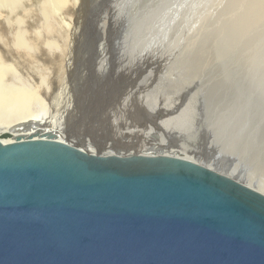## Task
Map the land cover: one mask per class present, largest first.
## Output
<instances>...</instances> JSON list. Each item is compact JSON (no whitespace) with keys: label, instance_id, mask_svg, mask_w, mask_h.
I'll return each mask as SVG.
<instances>
[{"label":"rangeland","instance_id":"obj_1","mask_svg":"<svg viewBox=\"0 0 264 264\" xmlns=\"http://www.w3.org/2000/svg\"><path fill=\"white\" fill-rule=\"evenodd\" d=\"M74 2L67 9L68 16L65 10L49 13L50 29H44L40 22L41 11L50 6L48 0H25L18 11L10 12L9 22L6 13L0 12V36L4 38L14 37L19 20L37 38L42 32L48 36L52 30L54 34L49 36L70 37L69 62L49 80L58 84L49 93L58 97L63 87L67 89L61 105L62 112L69 111L61 121L55 120L57 127L73 133V138H90L99 145L144 143L145 135L153 131L160 133L159 141L165 146L183 149V154L201 165L219 166L224 174L234 168L236 181L242 182L239 177L251 178L256 184L264 181V0ZM40 25L44 31L38 29ZM166 108H174V113L161 117ZM183 120L189 123L182 125Z\"/></svg>","mask_w":264,"mask_h":264},{"label":"water","instance_id":"obj_2","mask_svg":"<svg viewBox=\"0 0 264 264\" xmlns=\"http://www.w3.org/2000/svg\"><path fill=\"white\" fill-rule=\"evenodd\" d=\"M1 138L0 264H264V195L230 177Z\"/></svg>","mask_w":264,"mask_h":264},{"label":"bare ground","instance_id":"obj_3","mask_svg":"<svg viewBox=\"0 0 264 264\" xmlns=\"http://www.w3.org/2000/svg\"><path fill=\"white\" fill-rule=\"evenodd\" d=\"M29 1V0H27ZM31 1V0H30ZM134 1V0H131ZM160 1V0H159ZM25 3V0H0V12L3 14L6 13V16H8L7 21L9 22L11 19L9 18L11 16V13L16 12V10L23 7ZM28 4V2H26ZM37 3V2H36ZM74 0H48V6L46 9L41 8V20H38L44 24V29H50V25L48 22L49 20V13L53 9L65 10L66 16L69 14V9L73 5ZM134 3V2H133ZM34 4V3H33ZM179 4V3H178ZM26 5V4H25ZM80 5V4H79ZM125 5V4H124ZM31 6V5H29ZM28 6V7H29ZM37 6V5H36ZM54 6V7H52ZM70 6V7H69ZM127 6V5H126ZM181 6V5H180ZM179 6V8H180ZM67 7V8H66ZM69 7V8H68ZM73 7V6H72ZM131 7V5H130ZM135 7V6H134ZM133 7V8H134ZM189 7V6H188ZM76 8V7H75ZM37 9V8H36ZM17 10V11H18ZM29 10V9H28ZM135 10V9H134ZM155 10V9H154ZM162 10V9H161ZM169 10V9H168ZM167 10V11H168ZM31 11V10H30ZM55 11V10H54ZM72 10L70 9V12ZM157 11V10H156ZM132 12V11H131ZM30 13V12H29ZM33 13V12H31ZM30 13V14H31ZM135 13V12H134ZM59 14V12H58ZM57 14V15H58ZM146 14V13H145ZM2 14H0L1 17ZM29 15V14H28ZM61 15V13H60ZM58 15V16H60ZM64 16V15H63ZM65 16V17H66ZM131 16V15H130ZM171 16V15H170ZM3 17V16H2ZM1 17V18H2ZM26 19V16H24ZM31 18L30 16H28ZM27 17V19H28ZM37 17V16H36ZM56 17V16H55ZM61 17V16H60ZM132 17V16H131ZM139 17V16H138ZM168 17V16H167ZM38 18V17H37ZM36 18V19H37ZM54 18V17H53ZM73 18V17H72ZM120 18V17H119ZM165 18V17H164ZM52 19V18H50ZM76 19V18H75ZM155 19V18H154ZM13 20V19H12ZM53 20V19H52ZM55 20V18H54ZM53 20V22H55ZM66 20V18H65ZM69 20V19H68ZM14 22V21H12ZM31 22V21H30ZM34 22V21H33ZM68 22V21H67ZM176 22V21H174ZM178 22V21H177ZM17 23V21H16ZM99 23V22H97ZM35 24V23H34ZM60 24V23H59ZM104 24V23H103ZM128 24V23H127ZM168 24V23H167ZM19 28L17 25H15L16 33H14V37L11 39L4 38L3 36H0V138L3 143H9L13 142L16 137L21 136L22 138L28 137L30 135H40V134H50L52 135L55 140L59 142L66 143L74 148H77L81 151H84L88 154H91L93 156L98 157H123V158H130L135 156H146V157H169V158H176L179 160H183L189 163H193L199 166H204L196 161H194V157L188 156L186 153H182L181 151L172 150V148H169L165 146L164 142L159 141L160 136L158 134H146L144 143L135 142L132 144H98L95 141H92V139L88 138L85 139V137H75L62 131V128L56 126L55 120H62L64 118V114L69 111L66 110L65 112H62V97L65 92H67V89H64L63 85L59 84V86H62L63 88L60 90L62 91V94L60 96H56V94L49 93V89H54L57 87L58 84L54 85L53 83L49 82L52 75H54L58 69L63 70L62 67L65 65V62H69L66 60V57L69 53V39L70 37H64L58 38L54 36H49L51 33L54 34L55 30H52L53 32H49L48 36L40 33V37H34L31 32L27 29H25L22 26V21H18ZM36 25V24H35ZM54 25V24H53ZM52 25V26H53ZM152 25V24H151ZM257 25V24H256ZM42 28L40 31L43 30V26L40 25ZM55 26V25H54ZM58 26L60 31V26ZM69 26V25H68ZM77 26V25H76ZM87 26V25H86ZM85 26V27H86ZM99 26V25H98ZM102 26V25H101ZM179 26V25H178ZM31 27V25H30ZM34 27V26H33ZM38 27V26H37ZM35 27V28H37ZM50 27V28H49ZM96 27V26H95ZM152 27V26H151ZM12 28V27H11ZM57 28V29H58ZM75 28V27H74ZM73 28V29H74ZM105 28V27H104ZM154 28V27H153ZM162 28V27H161ZM175 28V27H174ZM4 29V28H3ZM14 29V30H15ZM62 29V28H61ZM106 29V28H105ZM158 29V28H157ZM165 29V28H164ZM71 30V28H70ZM85 30V28H84ZM130 30V29H129ZM174 30V29H173ZM13 31V28L11 29V32ZM44 31V30H43ZM62 31V30H61ZM60 31V32H61ZM90 31V30H88ZM104 31V30H103ZM157 31V30H156ZM4 32V31H3ZM10 32V33H11ZM15 32V31H14ZM47 32V31H46ZM45 32V34H46ZM64 32V30H63ZM6 33V32H5ZM9 33V32H8ZM38 33V32H36ZM87 33V32H86ZM106 33V32H105ZM104 33V34H105ZM166 33V32H164ZM225 33V32H224ZM58 34V32H57ZM60 34V33H59ZM72 34V33H71ZM70 34V36H71ZM81 34V33H80ZM103 34V36H104ZM107 34V33H106ZM110 34V33H109ZM131 34V33H130ZM129 34V35H130ZM8 35V34H7ZM13 35V34H12ZM37 35V34H35ZM64 35V34H63ZM97 35V34H96ZM120 35V34H119ZM163 35V34H162ZM65 36V35H64ZM82 36V35H81ZM94 36V35H93ZM112 36V35H111ZM116 36V35H115ZM162 37V36H161ZM97 38V37H95ZM116 38V37H115ZM132 38V37H131ZM158 38V37H157ZM101 40V39H100ZM116 40V39H114ZM119 41V40H118ZM117 41V42H118ZM88 42V41H87ZM92 42V41H91ZM159 42V41H158ZM121 45V44H120ZM80 46V45H79ZM109 46V45H108ZM129 46V45H128ZM106 47V46H105ZM108 48V47H107ZM118 48V47H117ZM239 48V47H238ZM102 49V48H101ZM122 49V48H121ZM124 49V48H123ZM119 51V50H118ZM120 53V52H119ZM128 53V52H127ZM106 55V54H105ZM114 55V54H113ZM181 55V54H180ZM142 56V55H141ZM174 56V55H173ZM136 57V56H135ZM172 57V56H171ZM77 58V57H75ZM107 58V57H106ZM125 58V57H124ZM122 59V58H121ZM137 59V58H136ZM155 59V58H153ZM173 59V57L171 58ZM178 59V58H177ZM175 58V61L177 60ZM78 60V59H77ZM103 60V59H102ZM135 60V59H134ZM125 61V60H124ZM152 61V60H151ZM82 62V61H81ZM97 62V61H96ZM127 62V61H126ZM155 62V61H154ZM162 62V61H161ZM173 62V60L171 61ZM128 63V62H127ZM156 63V62H155ZM178 63V62H177ZM157 64H159L157 62ZM164 64H166L164 62ZM101 65V64H100ZM107 65V64H106ZM133 65V64H132ZM146 65V64H145ZM149 65V64H148ZM68 66V64H67ZM131 66V65H130ZM134 66V65H133ZM132 66V67H133ZM152 66V65H151ZM103 67V66H102ZM107 67V66H106ZM114 67V66H113ZM124 67V66H123ZM126 67V66H125ZM140 67V66H139ZM154 67V66H153ZM152 67V69H153ZM163 67V66H161ZM252 67V66H251ZM80 68V67H79ZM109 68V66H108ZM122 68V66H121ZM157 68V67H156ZM91 69V68H90ZM96 69V68H95ZM117 68H115L116 71ZM127 69V68H126ZM137 69V68H136ZM165 69V66H164ZM74 70V69H73ZM128 70V69H127ZM65 71V70H64ZM63 71V72H64ZM71 71V70H70ZM89 71V70H88ZM100 71V70H99ZM123 71V70H122ZM151 71V70H150ZM153 71V70H152ZM152 71L150 74H152ZM157 71V70H156ZM62 72V71H61ZM162 72V71H161ZM166 72V70H165ZM60 74V72L58 71ZM65 73V72H64ZM71 73V72H70ZM117 73V72H116ZM175 73V72H174ZM57 74V75H59ZM100 74V73H99ZM109 74V73H108ZM133 74V72H132ZM131 74V75H132ZM149 74V72H148ZM155 75V72H153ZM158 74V73H157ZM56 75V76H57ZM75 75V74H74ZM94 75V74H93ZM107 75V74H106ZM128 75V74H127ZM152 75V76H154ZM161 75V73H160ZM62 76V75H61ZM66 76V75H64ZM79 76V75H77ZM112 76V75H111ZM110 76V77H111ZM120 76V75H119ZM156 76V75H155ZM154 76V77H155ZM162 76V75H161ZM63 77V76H62ZM76 77V76H74ZM94 77V76H93ZM131 77V76H130ZM143 77V75H142ZM171 77V76H170ZM58 78V77H57ZM71 78V77H70ZM159 78V77H157ZM161 78V77H160ZM159 78V79H160ZM56 79V78H55ZM75 79V78H74ZM72 78V80H74ZM87 79V78H86ZM89 79V78H88ZM91 79V77H90ZM89 79V80H90ZM95 79V78H94ZM98 79V78H97ZM140 79H142L140 77ZM70 80V79H69ZM76 80V79H75ZM111 80V78L109 79ZM51 81V80H50ZM57 81V80H56ZM62 81V80H61ZM116 80H114L115 82ZM141 81V80H139ZM154 81V80H153ZM59 82V80H58ZM68 82V81H67ZM82 82V81H81ZM102 82V81H101ZM143 82V81H142ZM257 82V81H256ZM160 83V82H159ZM264 83V82H263ZM51 84L54 86L52 87ZM63 84V82H62ZM155 84V83H154ZM151 85V84H150ZM158 85V84H157ZM264 85V84H263ZM58 86V87H59ZM103 86V85H102ZM106 86V85H105ZM133 86V85H132ZM66 87V86H65ZM112 88V87H111ZM133 89V87H132ZM136 89H139L136 88ZM135 89V90H136ZM145 89V88H144ZM71 90V89H70ZM89 90V89H88ZM104 90V89H103ZM140 90V89H139ZM58 90H56L57 92ZM138 91V90H137ZM142 91V89L140 90ZM55 92V93H56ZM76 92H79L76 90ZM81 92V91H80ZM104 92V91H103ZM107 92V91H106ZM69 93V92H68ZM111 93V92H109ZM114 93V92H113ZM143 93V91H142ZM70 94V93H69ZM59 95V93H58ZM68 95V94H66ZM78 95V94H77ZM81 96V94L79 93ZM69 96V95H68ZM90 96V95H89ZM99 96V95H98ZM105 96V95H104ZM65 97V96H64ZM73 98V96H70ZM135 97V96H134ZM138 97V96H137ZM75 98V96H74ZM130 98V97H129ZM136 98V97H135ZM55 99L57 101L55 102ZM77 99V96H76ZM88 99V98H87ZM115 99V98H114ZM113 99V100H114ZM131 99V98H130ZM133 99V98H132ZM64 100V99H63ZM80 100V99H79ZM78 100V101H79ZM84 101V100H83ZM108 101V100H107ZM136 101V100H135ZM82 102V101H80ZM88 103V102H86ZM85 103V104H86ZM69 104V103H68ZM84 104V105H85ZM132 104V103H131ZM50 105V106H48ZM75 105V104H74ZM77 105V104H76ZM87 105V104H86ZM94 105V103H93ZM99 105V104H98ZM88 106V105H87ZM86 106V107H87ZM91 106V104H90ZM111 106V105H110ZM109 106V107H110ZM66 107H70L69 105ZM65 107V108H66ZM73 107V106H72ZM77 107V106H76ZM75 107V108H76ZM85 107V106H84ZM74 108V109H75ZM89 108V107H87ZM86 108V109H87ZM176 108V107H175ZM252 108V107H251ZM83 109V108H82ZM94 109V108H93ZM99 109V108H98ZM174 108L164 109V113L162 112V116H165L166 114H173ZM76 110V109H75ZM80 110V109H79ZM78 110V111H79ZM137 110V109H136ZM85 111V109H84ZM83 111V113H84ZM91 112V111H90ZM95 112V110H94ZM72 113H74V110H72ZM78 113V112H75ZM137 113V112H135ZM148 113V112H147ZM158 113V112H157ZM70 115V114H69ZM68 115V116H69ZM111 115V114H110ZM136 115V114H135ZM155 115V114H154ZM75 117V115H73ZM79 116V115H78ZM139 116V114H138ZM73 117V118H74ZM141 117V116H140ZM167 117V116H166ZM245 117V116H244ZM85 119V117H84ZM89 119V118H87ZM138 119V118H137ZM145 119V118H144ZM154 119V118H153ZM141 120V119H140ZM225 120V119H224ZM244 120V119H242ZM84 121V120H83ZM145 121V120H144ZM153 121V120H152ZM228 121V120H227ZM226 121V122H227ZM66 122V121H65ZM74 123L73 121H71ZM257 122V121H256ZM77 123V122H76ZM189 121L183 120L182 125H187ZM80 124V121H79ZM255 124V123H254ZM66 125V124H65ZM256 125V124H255ZM64 126V124H63ZM75 126V125H74ZM78 126V125H77ZM239 129V124H236ZM242 126V125H241ZM234 127V126H233ZM72 128V127H71ZM190 128V127H188ZM235 128V127H234ZM242 128V127H240ZM65 129V128H64ZM237 129V130H238ZM259 129V128H258ZM154 130V129H153ZM156 130V129H155ZM163 130V129H162ZM148 131V130H147ZM165 131V130H164ZM130 132V131H129ZM166 135L172 136L170 132H165ZM192 133V131H191ZM194 133V132H193ZM192 133V134H193ZM76 134V133H75ZM85 134V133H84ZM164 134V133H163ZM195 134V133H194ZM196 135V134H195ZM82 136V135H81ZM11 137V138H10ZM126 137V136H125ZM73 138L74 140H72ZM144 138V137H142ZM154 138V139H153ZM164 138V137H162ZM173 138V137H172ZM171 139V138H170ZM98 140V139H97ZM104 140V138H103ZM126 139H124L125 141ZM135 140V139H134ZM133 140V141H134ZM140 140V139H139ZM253 140V139H252ZM110 141V139H109ZM131 141V142H133ZM163 141V140H162ZM185 141V140H184ZM195 141V140H194ZM200 141V140H198ZM127 142V141H126ZM130 142V143H131ZM108 143V142H107ZM110 143V142H109ZM119 143V142H118ZM162 143V144H161ZM167 143V142H166ZM250 143V142H249ZM197 144V143H196ZM213 144V143H212ZM186 145V144H185ZM200 145V144H199ZM198 146V144H197ZM194 148V147H193ZM257 148V147H256ZM258 149V148H257ZM189 152V151H187ZM254 152V151H253ZM262 152V151H261ZM195 153V151H194ZM259 154V152H258ZM195 155V154H194ZM202 157V156H200ZM196 158V157H195ZM217 162V161H216ZM262 162V161H261ZM233 163V162H232ZM237 163V162H235ZM233 163V164H235ZM220 164V163H219ZM222 165V164H221ZM237 164H235L236 166ZM264 165V164H263ZM207 168H210L213 171L218 172L221 175L227 176L232 178L235 182L241 184L244 187H247L249 189L255 190L261 194L264 195V181L261 180L256 184L255 180H244L243 177H239V179L242 181H236L233 177H236V174L234 172V168L229 173H222L219 172L220 167L219 166H204ZM222 167V166H221ZM264 168V167H263ZM224 169V168H222ZM236 169V168H235ZM218 170V171H217ZM239 170V169H238ZM260 173V172H259ZM228 174V175H227ZM261 174V173H260ZM244 175V174H243ZM261 176V175H260ZM238 177V176H237ZM249 177V176H248ZM247 177V178H248ZM259 177V176H258ZM256 178V177H255ZM238 179V178H237ZM257 180V179H256ZM259 180V179H258ZM244 182V183H243ZM247 183V184H246ZM249 184V185H248ZM255 185L254 189L252 186Z\"/></svg>","mask_w":264,"mask_h":264}]
</instances>
